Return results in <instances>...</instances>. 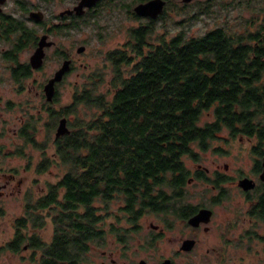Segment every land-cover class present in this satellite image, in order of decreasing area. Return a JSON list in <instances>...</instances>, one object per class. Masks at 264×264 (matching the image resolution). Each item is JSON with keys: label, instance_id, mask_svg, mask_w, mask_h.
Listing matches in <instances>:
<instances>
[{"label": "trees", "instance_id": "trees-1", "mask_svg": "<svg viewBox=\"0 0 264 264\" xmlns=\"http://www.w3.org/2000/svg\"><path fill=\"white\" fill-rule=\"evenodd\" d=\"M250 22L238 29L217 26L202 35L157 37L153 22H145L130 34L129 51L112 54L107 91H99L103 74H90L86 83L75 85L72 101L56 113L51 109L40 141L35 116L24 121L19 134L39 151L36 161L29 158L36 172L55 164L61 173L26 203L14 238L0 251L31 249L34 264H89L90 251L103 247L107 235L128 234L130 227L116 213H126L135 225L149 211L171 213L189 204L184 189L192 170L184 157L200 161L196 147L223 150L212 145L227 142L222 136L227 131L231 138L251 140L252 153L262 156L264 20ZM28 67L20 65L16 76L30 75ZM205 113L214 118L201 123ZM64 116L70 132L52 138L51 119ZM25 148L17 153L28 154ZM226 180L219 175L212 182ZM261 207L264 219V194ZM48 222L53 227L49 241L39 234ZM245 238L252 249L249 232Z\"/></svg>", "mask_w": 264, "mask_h": 264}, {"label": "rangeland", "instance_id": "rangeland-1", "mask_svg": "<svg viewBox=\"0 0 264 264\" xmlns=\"http://www.w3.org/2000/svg\"><path fill=\"white\" fill-rule=\"evenodd\" d=\"M248 1L225 0L224 6H226L224 10L222 8L217 9L215 6L210 14L205 15L198 13V8L193 6L191 10L194 13L196 11L198 15L196 18H193L192 22L187 24L186 31L190 35H202L217 26H230L233 29H238L251 24L250 21L254 19L257 22H261L263 15L261 10H264V0ZM67 3L68 0L64 2L60 0V4L54 2L50 8L54 11L59 8L61 10ZM169 30L171 33H175L178 31V27L171 26ZM90 32L81 30L60 31V37L58 36L57 39L60 41L61 49L69 50L68 52L71 55L73 53L78 56L77 47L81 43H84L87 45V50L76 60V66L73 71L60 82L59 92L53 101H49L43 95V86L49 75L53 73V69L57 63L52 56L48 57L41 71H33L30 75L22 76L19 79L15 74V70L20 65H25L29 61L30 50L25 49L20 53H16L14 61L5 59L3 51L0 52V247L5 246L8 241L14 238L16 220L23 215L26 203L29 200H35V198L44 193L47 185L57 181L61 173L59 165L55 164H52L44 173L36 172L29 158L32 157L33 161H36L39 151H33L25 145L24 138L19 134L24 121L31 119L33 115L35 116L41 129V134L38 135L40 141L46 135L51 109L56 113L60 111L61 107L67 106L72 101L75 85L86 83L90 74H103L104 81L99 91H107L108 86H110L113 66L104 63L101 56L110 49L122 47L125 44L127 36L120 33L116 35H100ZM154 34L156 37L159 36L157 35V31ZM15 65L17 66L14 68L13 66ZM213 118V114L205 113L201 119V123L212 121ZM52 119V138H54L59 119L56 117ZM222 136L227 137L228 141L217 140L212 147L221 145L223 150L218 152L215 148H211L208 151H202L196 147V152L201 154L200 161H196L190 155L184 157L186 165L193 171L192 177L194 179L191 180L192 182L187 185L186 189L188 200L191 203H199L206 195L211 196L212 193H216L211 188L213 173L216 170L227 172L231 177H237L241 170H248L251 165L253 142L242 136H238L235 139L231 138L227 131H224ZM47 144L51 145V143ZM21 146L26 147L25 149L28 154L23 156L17 153V150ZM48 152L50 153L51 151L48 150ZM198 164L209 168L208 178L210 180L197 178L195 169ZM238 191L237 187L232 186L229 193L233 194L234 198L231 201H224L223 204L217 206L218 214L214 223L215 232L210 235V239L202 235V242L196 251L189 255L177 257L176 264H204V255L207 252V247L211 245L213 240L219 239V233L223 229L221 225L224 226L229 219H232L231 217H235V207L243 211L242 206H247ZM141 222L143 224L141 230L129 235L127 234L128 240L126 241V244L132 245L131 249L142 244H148L149 246L147 245V248L142 250L140 254L133 255L131 253V257H122L120 249L117 250V247H122V244H115L111 240V236H107L109 239L103 247H93L90 251L89 264H103V262H106L105 264H139V260L142 258L147 260L148 264H156L159 258L156 256V252L151 253L153 251L150 247L151 236L145 235L143 237L141 232L143 231L146 234L151 229V224L158 223V220L154 216L147 215ZM121 224L124 225L125 223L121 222ZM249 225V222L241 217L238 227L230 234V237L235 242H239L240 237L242 239V235L249 229ZM39 234L44 240L49 241L53 234L51 222H48L39 231ZM179 235L180 232L178 230H166V235H163L160 242L161 252L168 254L172 249L177 247ZM207 240H210V243ZM240 241L238 247H235L233 241L230 242L231 244L226 251V256L228 255L230 258L226 260V264H231L232 262L234 264H263L255 260L256 255L262 253L259 250L258 253L254 254V248L258 249L256 240L251 241L252 249L248 247L249 244L246 238L245 241ZM112 251L114 254L111 255ZM32 254L31 249L22 250L20 253H14L10 250L0 251V264H34L31 260ZM38 256L39 254L37 253ZM237 257L240 258L237 260Z\"/></svg>", "mask_w": 264, "mask_h": 264}, {"label": "flooded vegetation", "instance_id": "flooded-vegetation-1", "mask_svg": "<svg viewBox=\"0 0 264 264\" xmlns=\"http://www.w3.org/2000/svg\"><path fill=\"white\" fill-rule=\"evenodd\" d=\"M62 1L64 2L66 0ZM82 1L84 0H68L65 7L61 10L59 8L54 11L50 8L51 4L54 2L60 4V0H0V52L3 51V57L10 61H14L15 58L12 57H14L17 52L20 53L22 50L29 49L31 54L29 56V61H27L25 65L29 66L30 73H33V71H41L49 56H52L53 59L57 61L53 73L49 75L43 86V95L46 98L45 85L55 75L57 70L60 69L64 61L66 59H71L72 64L70 70L65 73L63 80L73 71L76 66V60L81 57L80 55L87 50V45L84 43L78 46H85L83 51L79 52L77 47L76 51L78 56L73 53L71 55L70 52H68L69 50L61 49L60 41L57 39L58 36L60 37V30L91 31L90 33L94 32L100 35H116L120 33L127 36V41L125 40V44L122 47L110 49L101 56L104 63L114 66L115 60L112 54L116 50L129 51L130 49L127 43L130 34L138 27H142L145 22L152 21L155 31H157L158 34L177 35L188 33L186 31L187 24L192 22L193 18H196L198 13L204 15L210 14L215 6L217 9L222 8V10H224L226 6H224L225 0H163V11L158 14V16L153 17L139 14L136 11V7L139 4L146 3L150 0H91L92 4L90 6H84L83 9H76V6L80 5ZM193 6L198 8V13L196 11L194 13L193 10H191ZM261 11L263 14L261 17L262 22L264 20V10ZM32 12H41V18L32 17ZM171 26L178 27V31L171 33L169 30ZM43 36H46V42H51V44L45 46L46 55L42 65L38 68H33L30 59L39 48ZM16 66L17 65L13 67L15 68ZM60 82V80L56 81L54 97L49 101H53L58 94ZM59 122L60 118L57 127ZM263 159L264 154L258 156L252 153L250 167L248 170H241L237 177H231L227 172L216 170L213 173V182L214 178L219 175L224 177L227 176L228 180L220 185H216L212 182L211 188L215 190L216 193H212L211 196L206 195L199 203H191L188 200L186 186L184 189V199L185 203L187 202L189 204L182 205L179 209L173 210L171 213L152 210L148 213H144L135 225L130 223L131 221H129V217H127L126 213L121 212L115 215L120 218L121 222L125 223L124 226L130 227L128 234L141 230L143 227L141 220L145 216L149 215L156 217L158 223H152L151 229H149L146 234L142 231L141 235L143 237H145V235L151 236L150 247L151 250L153 249L151 253L156 252V256L159 258L156 264H163L166 260H170L171 264H176L177 257L189 255L196 251L202 242V235L210 239V235L215 232L214 223L218 214L217 206L223 204L224 201H231L234 198L233 194L231 195L229 193L231 187L234 186L239 190L238 192L247 206H242L244 209L243 211L235 207V217H231L232 219H229L224 226L221 225L223 229L219 233V239L216 241L213 240L211 245L207 247V252L204 255V264H226V260L230 258V256H226L227 248L231 244L230 242L233 241L235 247H238L241 242L240 240H242L240 237L239 242H235V240L230 237V234L238 227L241 217L250 224L249 229L245 231L242 238L244 237L245 239L246 234L249 232L251 241L256 240L255 242L258 249L254 248L255 252H253L255 254L260 250L262 253L257 254L255 260L256 262L258 261L264 264V219L261 214V197L264 194V178L261 177L264 171ZM208 170V167L198 164L195 169V175L197 178L206 179V177L208 178L209 176ZM202 172H205L204 177L201 175ZM192 176L193 171L186 185L192 182L191 180L194 179ZM245 177L254 180L255 184L253 188L245 189L239 185L240 180ZM202 209H207V211L203 213L200 222L192 223L191 218L198 215ZM166 230H178L180 232L177 247L172 249L168 254L161 252L160 249V242L163 235H166ZM107 236H111V240L114 241L115 244H122V247H117V250L120 249L121 256L125 258L130 256L131 253H133V255L140 254L148 245L142 244L141 246L131 249L132 245L126 244L128 240L127 234H125L124 237H119L114 233ZM108 239L109 237H107L106 241H108ZM207 241L210 243V240ZM217 243L219 244L215 245ZM26 248L27 246L25 249ZM112 254H114L113 251L111 252V255ZM239 258L240 257H237V260ZM142 260L148 264V261L144 258L139 260V264ZM105 263L106 262H103V264ZM231 264L234 263L232 262Z\"/></svg>", "mask_w": 264, "mask_h": 264}, {"label": "water", "instance_id": "water-1", "mask_svg": "<svg viewBox=\"0 0 264 264\" xmlns=\"http://www.w3.org/2000/svg\"><path fill=\"white\" fill-rule=\"evenodd\" d=\"M91 0H84L80 3V5L76 6V9H83L84 6H90L92 3ZM163 6H164V1L163 0H150L146 3L139 4L136 7V11L139 14L142 15H150L153 17L158 16L163 11ZM73 11V10H72ZM40 14L42 15L41 12H32V17L34 18H41ZM46 36L42 37V40L40 42L39 48L35 51V53L32 55L30 59V63L33 68H38L42 65L44 61V57L46 55L45 51V46L50 45L51 42H46ZM85 46H80L78 47V51L81 52L83 51ZM72 64L71 59H66L63 63V65L60 67L59 70L55 73V75L47 82L45 85V92L47 94V99L52 100L55 94V83L56 81H62L64 78L65 73L70 70ZM70 132V128L68 125V118L67 117H62L60 119L59 125L57 127V130L55 132L56 137H60L66 133ZM263 164H264V159H263ZM261 177L264 178V171L261 174ZM254 180L248 177H245L240 180L239 185L242 186L245 189H250L254 187ZM207 209H202L198 215L194 216L191 218L192 223H198L201 220V217L203 216V213H205ZM140 264H146L144 260L140 262ZM163 264H171L170 260L164 261Z\"/></svg>", "mask_w": 264, "mask_h": 264}]
</instances>
